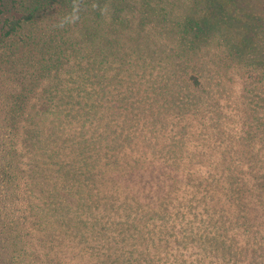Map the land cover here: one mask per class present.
<instances>
[{
	"label": "trees",
	"instance_id": "trees-1",
	"mask_svg": "<svg viewBox=\"0 0 264 264\" xmlns=\"http://www.w3.org/2000/svg\"><path fill=\"white\" fill-rule=\"evenodd\" d=\"M0 12V119L10 134L7 158L17 169L7 187L37 189L36 179L48 172L57 179L48 194L82 210L95 196L117 216L136 211V226L115 229L116 236L131 231L130 244L99 258L102 264H140V256H150L158 217L212 226L214 237L205 244L224 260L264 251V0H0ZM152 43L170 48L165 66L142 50ZM108 57L129 63L134 75L162 77L147 80L161 106L144 128L145 138L153 137L148 144L126 148L113 141L118 128L109 130V140L92 142L81 136L82 111L72 132L67 126L72 110L60 109L87 92L84 86L95 91L96 76L111 68ZM138 85L131 94L139 101L149 91ZM206 105L221 109L213 117ZM47 130L70 139L75 147L68 152L85 155L84 165L63 168L48 160ZM162 130L171 139L155 144ZM31 151L45 160L31 159L28 173L22 162ZM29 258L23 254L17 264H30ZM149 262L162 264L146 257Z\"/></svg>",
	"mask_w": 264,
	"mask_h": 264
},
{
	"label": "rangeland",
	"instance_id": "rangeland-1",
	"mask_svg": "<svg viewBox=\"0 0 264 264\" xmlns=\"http://www.w3.org/2000/svg\"><path fill=\"white\" fill-rule=\"evenodd\" d=\"M4 8L13 10L10 7ZM2 15L4 14L0 12V17ZM146 45V48L145 45L141 47L142 50L162 61L158 63L159 66H163V63L165 66L168 60L165 54L169 53L170 48L166 49V52L157 43ZM104 64L111 68L110 71H106V75L96 76L98 83L95 91H89V86L87 89L84 86L87 92L83 95H76L70 99L68 104L63 105V107H69L60 109L66 113L67 110H72L70 114L67 113L69 114L67 126L70 132L73 130V123L77 122L76 113L82 111L84 112L82 115L84 127L81 136L92 142L103 137L102 140H109V137L114 134L109 130L118 128L119 135L114 136L113 141H122L124 146H128L126 148H131L132 145L148 144L147 141H152L153 137L146 139L144 128L157 120L153 114H156L161 106H158L159 97L155 100V97L149 95L153 83L147 80L152 78L158 82L162 77L156 74L152 76L139 73L134 75L129 63L115 61L112 57H108ZM116 68H120L121 72L115 74L114 69ZM108 82L109 85L104 87ZM138 82H142L145 90L149 91L147 95H141L139 101L137 96L131 94L134 91L133 88H139ZM74 87L75 84L70 80L69 88ZM129 101L132 103L130 104ZM125 103L130 107H122ZM92 104L96 106V110L90 106ZM220 109H212L206 105L205 110L207 114L210 112V115L214 117ZM169 118L173 123L179 119L176 115ZM181 120L186 123L184 118ZM208 120L210 121V118ZM115 123H118L117 127H109L110 124ZM1 124L3 121L0 119V264H17V259L26 253L30 257L28 259L30 264H99L101 263L99 258L103 256L119 255L120 245L130 244V239L127 237L131 236V231L128 232L129 234L116 236L115 229L126 225L136 226L140 219L136 218L137 212L123 213L119 210V216H117V212L113 211V207L103 197L97 199L95 196L91 197L90 204H86L88 207L82 210L73 204L72 199L66 202L60 197L48 194L47 185L57 180L48 172L46 174L43 172L44 176L36 179L37 189L22 186L23 188L18 190L13 184L7 187L5 185L7 179L12 181L17 169L14 165H10L7 158L9 147L6 141L9 142L7 139H10V134L8 129ZM170 134L171 132L162 130L154 137V141L157 142L155 144L160 145L158 142H162V139L165 141L171 139ZM44 137L46 144L49 143L47 153L52 151V156L48 160L57 162L63 168H67L68 163L71 166L83 164L82 160L86 157L85 155L75 158L68 152L72 146L75 147L70 139L65 138L56 130L44 131ZM174 138L177 139L178 136L174 134ZM211 138V142L215 143L214 134ZM107 142L111 141L104 143ZM198 150H200L199 146ZM33 156V152H29L25 161L22 162L28 173L33 165L31 159H37L42 155ZM41 160L44 161L45 157H41ZM58 175L63 176V173H58ZM96 179L99 180V177ZM66 187L73 188L64 186L61 189ZM109 188L110 186L104 183L101 190L106 193ZM40 190L43 193H40ZM208 217L209 221H213L210 216ZM115 220L118 221V226L115 225ZM174 220L170 222L162 217L157 218V224L152 226H157L156 231L159 230L160 234L148 237V239H154L151 254L140 256L143 260L140 264H144L146 257L151 260L160 258L162 264H258L259 260L264 259V251H262L255 258L245 256V259L239 257L240 259L228 260L227 258L224 260L205 244L211 242L210 240L214 237L212 226L195 227L189 224L184 227L186 222L178 218ZM15 240L18 246L11 243ZM25 251L27 252L24 253ZM166 255L168 257L163 259ZM110 263L117 264L116 262Z\"/></svg>",
	"mask_w": 264,
	"mask_h": 264
}]
</instances>
